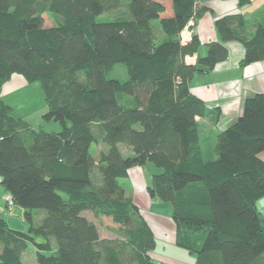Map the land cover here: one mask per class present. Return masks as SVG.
I'll use <instances>...</instances> for the list:
<instances>
[{"label":"trees","instance_id":"1","mask_svg":"<svg viewBox=\"0 0 264 264\" xmlns=\"http://www.w3.org/2000/svg\"><path fill=\"white\" fill-rule=\"evenodd\" d=\"M121 6L127 15L114 17ZM104 13L112 20L98 22ZM203 13L197 0H0V90L12 74L37 84L42 121L58 125L33 129L0 99V185L30 223L27 233L13 230L0 214V264H24L28 242L36 264H158L150 257L154 235L119 184L148 164L162 171L146 192L171 205L174 244L195 257L192 264H264L256 208L264 198V93L244 100L239 117L217 134L215 158L205 159L196 117L207 110L189 89L194 74L227 58L226 42L244 47L240 66L264 61V26L247 36L241 15L216 19L220 41L189 65L184 59L200 42L193 35L182 45L179 34ZM115 64L125 66L124 82L106 78ZM93 126L107 146L97 160L89 152L98 142ZM32 210L45 211L38 227ZM85 212L118 226L128 261Z\"/></svg>","mask_w":264,"mask_h":264},{"label":"crops","instance_id":"2","mask_svg":"<svg viewBox=\"0 0 264 264\" xmlns=\"http://www.w3.org/2000/svg\"><path fill=\"white\" fill-rule=\"evenodd\" d=\"M238 2V0H197L198 8H204V13L197 19L194 26V22L189 21L179 34V40L180 37H183L186 43L190 42L193 35H196L200 42L197 52L192 56L185 57L184 60L186 64L195 65L199 58L206 55L207 45L209 43L220 41V37L214 26V22L218 18L241 15L244 20V32L242 33L247 36H250L255 31L257 25L264 26V0H249L248 3L244 5H240ZM232 25L235 27V22H233ZM159 31L160 30L156 31L157 36L162 35V32ZM159 33L160 35H158ZM161 38L163 39V35ZM224 45L228 49L227 58L216 64L211 70H205L202 73L194 74L189 83L191 94L204 102L207 110L203 118L196 117L199 125L202 122H210L208 124V126H210L211 124L213 125V122L218 123L220 119L223 124H230L239 117L242 104L246 98L257 93H264V61L240 66V61L244 57V47L237 41H229L224 43ZM31 87L37 89L35 88V84L27 83L21 75L12 74L10 79L1 87L0 99L9 105L14 112L16 110V103L19 104V102L24 100L28 108H30L35 100L34 98H37L38 105L36 103V106L31 107L30 110H32V113L26 115L27 117L23 118V120L33 129L47 127L49 131H57V126H55L53 122L42 121V115L46 112V105L41 107L42 102H39V95H37L38 90L33 91ZM19 90L22 91V94L18 96ZM30 90L33 91L32 95ZM30 116H37L39 120L35 122V124H32L28 121ZM212 156V159H214L215 155L213 154ZM259 157L264 161V151L259 154ZM132 169H130V171ZM136 172L135 174H128L126 180L129 181V187L132 193L128 194L127 191L126 193L139 207L141 213L144 212L148 214L152 209V204L158 205L157 199L150 198L146 192L142 193L139 189L136 190V188L141 181L146 191V185H150L152 174H146L148 178L146 183L143 174H136ZM8 198H10V195L5 188L0 185V214H2L3 217L4 215H8V218H10L11 214L17 212L19 214L20 210H12L11 207L15 205L8 207L6 204ZM167 221H170V218L166 220V223H169ZM147 223L156 239L155 230H159L162 226L159 223H157L158 225L153 222L149 223V221ZM170 223H172L169 225L173 232L169 234L168 240L174 243V224L173 222Z\"/></svg>","mask_w":264,"mask_h":264},{"label":"rangeland","instance_id":"3","mask_svg":"<svg viewBox=\"0 0 264 264\" xmlns=\"http://www.w3.org/2000/svg\"><path fill=\"white\" fill-rule=\"evenodd\" d=\"M123 2L128 3L129 0H123ZM121 15H124V16L127 15V9L124 6H121L113 14L114 17L121 16ZM42 17L44 20L45 27L53 25L51 18L46 13H43ZM128 18H130L129 14H128ZM110 20H112V18H110L107 13H104L97 17L98 22H107ZM151 26H152L153 31H155V33H157L156 32L157 30H160L159 32H161V29L157 21H152ZM158 35H160V33ZM161 36L162 35L158 36L157 43H160V41L162 40ZM106 78L124 82L128 78L125 66L123 64H115L113 68L106 73ZM31 88L33 89L34 87H31ZM35 88L37 89H33V91L38 90L37 95H39L38 97L39 102H42L41 107H43L45 105L43 93L41 90L39 91L40 88L37 84H35ZM33 91H31V95L33 94L32 93ZM20 94H22L21 90H19L18 96ZM34 99L35 100L33 101V104H31V107L36 106V103L38 105V99L37 98H34ZM15 107H16L15 108L16 110L14 109L15 110L14 114L18 118L19 117L20 118L22 117V119L26 118L27 117L26 115L32 113V110H30L31 107L28 108V105L24 100L19 102V104L16 103ZM28 119H29L28 121H30L32 124L33 123L35 124V122L39 120L37 116H30ZM209 123L210 122H207V123L202 122L199 125V140L201 143L202 155L206 159L213 157L212 156L214 154L213 150H214L215 143H216V137L219 131L222 130L223 128H226L229 125L226 123L223 124L221 119L218 123L213 122V125L211 124L210 126H208ZM55 126H58V125H55ZM92 129L95 132V134L98 136V142L93 143L90 146L89 152L94 158V160H97L99 153L102 151H106L107 146L105 142H103V140L101 139V134L96 129V127L93 126ZM119 149L121 153H123V155L132 154L128 148L127 149L125 148V146L120 145ZM161 171L162 170L160 168H157L154 165L148 164L146 166H143L142 170H140L139 167H134L131 171L129 170V174H135V172L136 174H143L145 181L147 183L148 178L146 174H158V173H161ZM93 174H96V171H94ZM93 181L95 184L98 183L97 179ZM139 183L140 184L138 185L136 190L139 189V191H141L142 193L143 192L145 193L146 192L144 189L145 187L143 186L141 181ZM119 184L121 187L125 189V193L126 191L128 194L132 193L131 188L129 187L128 180L126 179L119 180ZM127 193L126 195L129 196ZM157 203L158 205L152 204V209L148 214L144 212L142 213L145 219H147L146 220L147 222L148 221L149 223L153 222L156 225H158L157 223H159L162 226V228H159V230H155L156 246H155V249L151 252L150 257L152 258L154 262L158 264H192L194 262L195 257L193 255H190L188 251L177 247L174 243L168 240L169 234L173 232V230L171 229V226L169 225V224H172L170 222H173L171 219V205L169 203L159 201L158 199H157ZM11 208L14 211H17L18 209L20 211H19V214L18 212L15 214H11L10 218H8V215L7 216L4 215V218H6L5 220L8 226L13 230L27 233L29 230L30 223L25 218V215H24L25 210L17 205ZM256 208L260 216L262 217V219H264V198H260L257 200ZM44 215H45V211L43 210H32V226L38 227L41 224ZM84 216L89 221L95 224L98 230L100 239L111 241L113 250H117L123 253L124 261H128L130 259L131 250L125 245V237L122 233L118 231V226L116 224H114L109 218L96 216L91 212H85ZM168 218H170V221H167L169 223H166V220H168ZM30 235L33 237L36 243L40 242V237L34 234L33 235L30 234ZM33 247L34 245L31 242H28V249L23 254L24 264H36Z\"/></svg>","mask_w":264,"mask_h":264},{"label":"built area","instance_id":"4","mask_svg":"<svg viewBox=\"0 0 264 264\" xmlns=\"http://www.w3.org/2000/svg\"><path fill=\"white\" fill-rule=\"evenodd\" d=\"M180 43H181L182 45H184V44L186 43L185 38L180 37ZM6 204H7L8 207H10V206L13 205V201L11 200V198H8V199H7Z\"/></svg>","mask_w":264,"mask_h":264}]
</instances>
